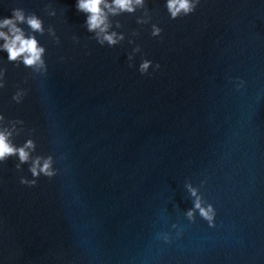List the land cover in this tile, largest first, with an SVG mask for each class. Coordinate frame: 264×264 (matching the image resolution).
I'll use <instances>...</instances> for the list:
<instances>
[{
	"label": "water",
	"instance_id": "1",
	"mask_svg": "<svg viewBox=\"0 0 264 264\" xmlns=\"http://www.w3.org/2000/svg\"><path fill=\"white\" fill-rule=\"evenodd\" d=\"M74 4L0 0V15L36 12L60 40L38 36L48 70L27 84L29 70L5 62L0 111L24 121L17 143L32 129L58 172L29 187L19 183L26 164L0 165V264H264V3L201 0L172 20L163 0H148L162 39L133 16L114 18L118 31L139 29L143 55L161 65L152 75L137 71L140 53L128 66L127 38L90 39ZM16 84L28 88L20 104ZM185 180L205 181L215 227L183 216Z\"/></svg>",
	"mask_w": 264,
	"mask_h": 264
},
{
	"label": "clouds",
	"instance_id": "2",
	"mask_svg": "<svg viewBox=\"0 0 264 264\" xmlns=\"http://www.w3.org/2000/svg\"><path fill=\"white\" fill-rule=\"evenodd\" d=\"M264 3V0H261ZM201 0H163V7L169 19L189 16L194 13ZM77 12L84 14L83 27L90 33V39L101 46L114 47L121 44L127 38V44L132 45L127 52L128 66L133 67L137 53L141 54L136 69L141 75H152L160 69L159 62L143 55L141 45L134 39L140 35L139 29H132L125 32L123 25L116 17L124 15L133 16L135 24L138 26H149V35L153 38L162 39L163 28L152 19V10L148 7V0H75L74 4ZM45 11L49 17L57 15V10L51 3L45 4ZM139 13V14H137ZM45 33L56 43H59L55 28L49 24L44 25L43 18L36 12L26 11L21 6L11 7L10 15H0V53H6L3 61H0V90L6 87L7 67L5 62L14 66H22L29 70L28 75L23 79L27 84L29 77H43L47 74L48 66L45 59L46 47L40 42L38 36ZM75 43H79V37L73 35ZM64 57H60L62 61ZM151 69V71H150ZM231 79V78H230ZM234 87L240 91L245 86V81L239 77L235 78ZM15 90L11 95V100L16 104L23 102L27 95L28 88L21 84L14 85ZM24 121L20 118H8L3 111H0V165L9 159L15 160V170L23 171V165H27V175L19 177V183L29 187L37 184L38 178L43 176L51 179L57 175L58 169L55 167V158L52 153L41 154L37 152L35 139L32 137V129H27L26 138L22 143L16 142V137L25 133ZM205 181L201 180L199 185H194L190 180H185L184 189L192 201V206L183 211V216L188 222H195L196 217L207 222L209 227L216 226L217 210L213 203L206 200L200 191ZM176 229V235L180 236L182 230L177 224L171 225ZM158 238L165 243L169 242L170 235L165 232Z\"/></svg>",
	"mask_w": 264,
	"mask_h": 264
}]
</instances>
